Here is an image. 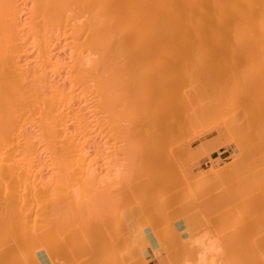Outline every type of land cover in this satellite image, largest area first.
I'll return each mask as SVG.
<instances>
[{
  "label": "bare ground",
  "instance_id": "obj_1",
  "mask_svg": "<svg viewBox=\"0 0 264 264\" xmlns=\"http://www.w3.org/2000/svg\"><path fill=\"white\" fill-rule=\"evenodd\" d=\"M125 63H127L129 65V69H130L129 73L131 72L130 73L131 76H129V77H126V75H125L127 73V71L123 74L124 76H122V73H120L121 69H120V71L117 72V70L119 69V67L117 69V66H122L121 64H123V66H127V65H125ZM127 68H126V70H127ZM209 74L214 75L217 79L216 78L214 79V77H210L212 75H209ZM205 75L207 76L206 78H205ZM229 76H232V78L237 79V80L235 79L238 82V83L236 82V85L238 84L237 86L234 85L235 80L234 79L231 80V78ZM227 77H229L228 79H230V80H228ZM218 79L222 80L223 82L222 81L218 82L219 81ZM212 80L215 81L213 84L218 83V85L215 84L214 86L213 85L211 86V84L213 82ZM224 81H226V82H224ZM229 81L230 82L233 81L234 83L230 84ZM250 81H251V83L254 81L253 82L254 84L252 83L253 86H252V84L248 83ZM210 82H211V84H210ZM226 83L229 84L228 88H226V86H227ZM239 83H241V85H239ZM242 83H244V86H246V87L249 86V87L244 89L245 87H243ZM204 84H205V86H203ZM209 84H210V86H209ZM222 84L225 85V86L223 85V87L226 89H224L225 91L222 90L223 92H221V93L219 92L220 94H218V92H217L218 88H219V91H221L220 87H222ZM186 87L189 89L184 90ZM204 87H206V88L208 87L207 88L208 90ZM209 87H211L210 90H209ZM235 87L237 89L236 90L234 89V91H235L234 92L233 88H235ZM241 87H243V89ZM258 87L260 89L259 94L262 91V93L260 95L258 94V96L260 97L262 94H264V89H262V88H264V0H0V232L5 233V235H7V237L11 239V242L13 243V245L14 244L16 245V248H11V250L12 249L17 250L18 245H21V246H18V250L20 247H23V250H26L29 247H31V250L32 249L37 250V248H39V246L41 245V244H39V246L37 245L39 242L41 243V239L42 238L44 239V236L49 237L48 235H45V234L52 233V236L54 238L50 235L52 237V239H50L51 237L49 238L50 240H47L45 238L46 240L44 241L45 242L44 244L47 245L48 241H50L51 244H53V245H55L57 243L55 245V247L54 246L51 247L52 249H50V247L48 246L50 251L51 250L55 251V248L59 244L61 245V243L63 244V242H65V241L68 242L69 239L66 240L65 234L63 235L62 234L63 232H61V231H63L61 227L63 226L64 223H61V221H63V218L60 220V218H61V216L59 215L60 213H58L57 217H55L56 211L52 208H50V210H49V208L46 210V205L47 204L49 205V203H51V200H52V204H53L54 200L57 201V198L59 201L61 199V195L62 196L66 195V190L68 192V189L73 188L72 189L73 191H71V189H70V191L74 192L75 197L73 195H71L70 196L71 198L70 197L68 198V200H71V202L68 200L67 201L73 204V200L75 199L74 202H76L78 199L77 196L78 195L82 196V194H83L82 197L85 196V200H84L85 202L82 201L83 200L82 197L81 198L79 197V199H82V200L81 201L79 200L76 203L79 202L80 205L76 204V206H75V203L73 204L74 206L69 205L70 203H67V201H63V203H61L62 202V200H61L60 206H64V204H66V206H67V204H68L69 207L67 206L66 209L69 208V209H71V211L73 210L74 207H75L74 209L79 208V209H76L78 212L76 214H78V215H76V214H74V215H76L77 219L79 217L78 220H80L81 222L77 221V220H75V218H73L74 215L70 212V210H69V214H67V212H68L67 210H66V212H65V209H63L64 211L61 210L62 213L64 212L67 214L66 215L67 220H69L68 217H72L75 220L74 222L79 224L78 226L80 228L77 225H75V226H73L74 230H72V232L77 231V228H79V230L77 232H78V234H82L81 235L82 237L80 235H77V232L74 233L75 235L73 234V236H71V237H73V242L76 238H78V239H76L77 241H75L76 243H78L77 247L74 245L76 247L75 250H77V248L80 245H83V247L86 246L85 242L87 241V238H90L89 237L90 235L87 237L88 233L90 234V232H92L93 234L95 233L96 235H94V236H97L98 234H100L97 237H99V236H101V234L103 235L105 233L104 235L107 238V236L110 235L108 233H111L114 229V228H112V226L110 227L109 225L113 224V227H114V225H116V224L111 222V221H114L113 219H111L112 214L109 215L110 219H109V217H106V215L104 217V211H103V216H100V215H102L101 210L105 209L103 207L106 205L102 204L101 208H103V209H101V210L99 209L100 205H101L100 204L101 201L99 203L98 202L96 203L97 199L99 198L98 194H100V191H96V190H98V189H96L98 186L95 188L96 192H93L92 188L90 187L92 183L94 185V178H95L94 176H95L97 170L100 171L98 168H94L93 164L98 165L96 159L98 158V156L99 157L101 156V155H97V157L95 158L94 156H96V155L93 154L94 156L91 157V155H90V152L92 150L91 147H94V149L92 150L93 152L98 151V152H100V154H102L103 152L105 153V151H103V150H102V153L100 150H98L100 145H98L96 143L97 139L101 138L102 139L101 142H103L102 144L104 145V142L106 144L107 143L106 139L108 140L109 137H110L109 139L110 140L112 139L115 143L116 142L115 138L118 141H120L121 139L122 140L125 139V140L121 141V142H125L126 141L125 136H127L128 145H127V147L124 146V148H126L127 151L131 155L134 153L137 156H139V158H138L135 155V158L138 159V161L136 162V165H137L139 163V161L143 160L142 158H140L142 156L137 154V152H138L137 147H139V149H140L142 143H144V142L146 143L147 141H150L151 138H154L151 136L157 135L156 138H154V139H156L155 141L158 143V141H157L158 135H160V137H161V135L166 136L168 134L172 137V135H171V134H173L172 131H174L175 129H179L180 127H185V126H188L190 128L191 124H194L196 122H197V124H198V122L202 123L201 119L208 116L211 112L213 114V111H215L216 107L219 106V105H217L219 99H220L219 102L223 101V104L229 98L230 99H232V98L237 99V102L239 100V103H240V100H244L245 98H247V95L249 94V92L247 90H249L251 92L253 91V93L249 94L248 99L251 95L250 99L255 101L256 98H258V97L256 96L257 93L255 94L254 92H256L257 89L253 90V88H258ZM229 88H232V89H229ZM211 89L212 90L214 89V91H212V92L214 94L216 93L215 95L213 93H212L213 95L211 94ZM228 89H229V93H228ZM206 90L208 91V96L210 95L209 97L207 96V92H205ZM215 90H217V91L215 92ZM209 91H210V94H209ZM231 91H233V92H231ZM244 91L247 94L246 96L244 95V93H245ZM203 93H205L206 97ZM233 93H235V94H233ZM229 95H231V97ZM233 95H235V98ZM254 95L256 97L255 99H253ZM226 97H227V99H226ZM261 97L262 98H258V100L260 99V101L262 103L261 99H264V96H261ZM224 98L226 99L225 101H224ZM228 101L230 102V100H228ZM250 101L248 100L246 102L247 105L251 104ZM254 101H252V102L254 103ZM248 102H250V103H248ZM256 103H260V102L257 101ZM121 104H123L124 107ZM229 104L230 103H228V105ZM118 105L124 109H121V108L119 109ZM242 105H244V104L242 103ZM231 106H233V105L231 104ZM237 106L239 107L238 104H237ZM237 106L235 105V108ZM259 106H261V105H259ZM262 106H264V105H262ZM262 106H261V109H264V107H262ZM228 107L230 108V106H227V108ZM117 108H118V110H117ZM219 108H221V107H219ZM239 108L237 110H239ZM222 109H221V112H223ZM122 110H124V111L127 110V112L123 113L124 111H122ZM228 110L226 109V114L228 113L227 115H229L231 113V112L230 113L227 112ZM237 110H235L236 114H239V111L237 113ZM255 110H257V109H255ZM258 110H259V108H258ZM224 111H225V109H224ZM235 111L233 110V112H235ZM119 112H121V116H125V114L126 115L128 114L127 115L128 118L126 117L127 118L126 122H128V127L123 128V123H121ZM261 112L264 113V111H261ZM218 113H217V117H218ZM252 113H254V112H252ZM262 113L260 114V119H261ZM242 114H243V111H242ZM116 115L119 116L118 119L116 118V117H118ZM239 115H237V116H239ZM252 115L254 116V114H252ZM252 115H251V117H252ZM224 116H222V118ZM244 116H245V114H244ZM244 116L242 115V118L248 117V116H245V117ZM231 117L234 118L233 116H231ZM262 117H264V116H262ZM112 119H116V120H114V122H116L117 120H119V121L117 123H115V125H114V122L112 121ZM262 119H264V118H262ZM111 121H112V123H111ZM223 121L225 122V120H223ZM250 121H252V120H250ZM255 122H256V119H255ZM226 123L229 125L230 122L228 123L227 119H226ZM244 123H246V122H243V124ZM121 124H122V126H121ZM243 124H240V125L237 124L238 125L237 127L242 126ZM245 125H244V127H245ZM255 125H256V123H255ZM259 126H261V125H259ZM177 127H179V128H177ZM188 127H187V129H189ZM254 127H256V126H253V129H254ZM261 127H262V129H264V125H262ZM241 128H243V127H241ZM241 128L239 130L242 131ZM250 128H251V125H250ZM254 130H256V129H254ZM261 130H256V131L260 132ZM251 131H249V132H251ZM178 132H181L180 129ZM246 132H244L243 137L246 136V134H245ZM174 133H176V130L174 131ZM261 133H264V132H261ZM110 135L114 136L113 137L114 139L111 138ZM179 135H177V136H179ZM239 135H240V133H239ZM247 135H248V133H247ZM140 136H145L146 138L141 137V138H143V140L140 139L142 141L141 142V141H139ZM170 136H168V139H166V140H169ZM262 136H264V135H262ZM147 137H150V138L148 139ZM173 137H172V139H170L171 140L170 142L172 144H173L172 141L175 139V138L173 139ZM248 137H251V133H250V136L248 135ZM260 137H261V135H260ZM181 138H182V136H181ZM144 139H146L147 141L146 140L144 141ZM154 139H152V140H154ZM250 139H253V137H251ZM256 140H255V142H259V141L264 140V138H262V140H259V141H256ZM118 141H117V143L119 144ZM160 141H162V138ZM101 142H100V144H101ZM150 142H148V143H150ZM240 142H242V141L240 140ZM157 143H152V142L150 143L151 145H154V146H148L150 144H147V143L145 144L147 148L148 147L154 148V150L148 149V151H150V154L152 152H155V149H156L155 147L159 146V145H157ZM253 143H254V139H253ZM108 144H109V142H108ZM136 144H137V146H136ZM162 144H164V143H162ZM162 144H161V146H162ZM242 144H240V145L242 146ZM112 145H113V143H112ZM138 145H140V146H138ZM145 145L142 146V148H141L142 150H139L140 151L139 154H145V152L147 151V150H145L146 149ZM221 145L215 143L214 148L217 149ZM240 145H238V146H240ZM257 145L261 146V145H264V143L260 144V142H259ZM257 145L255 148H257ZM106 146H108V145L106 144ZM106 146H104L102 149L106 148L108 150V148ZM116 146H118V145H114L113 147H116ZM245 146L246 145H244V147ZM247 146H250V145H247ZM113 147H111V148H113ZM118 147H120V146H118ZM167 147H168V145L166 143V146L164 145V148H167ZM171 147H173V145ZM199 147L200 146H198V150H196V151H197V153L201 154L203 151L202 150L203 148L201 146L202 149H199ZM262 147H264V146H262ZM116 148H114L112 150L118 151V154H117L118 157H119L120 152L122 153V150L124 151V153L127 152L126 149L124 150V148H122V146L120 147L121 150H119V148L118 149H116ZM250 148H251V146H250ZM255 148H253V149H255ZM143 149L145 151L144 153H143ZM161 149H159L160 152H161ZM167 149H169V148H167ZM247 149H249V148H247ZM257 149H259V148H257ZM135 150H137V151H135ZM141 151H142V153H141ZM165 151H164V155H167V150L165 149ZM168 151L171 152L170 150H168ZM189 151H190V149H189ZM261 152H264V150H261ZM106 153H107V151H106ZM173 153H170L171 156ZM183 153H181V154H183ZM248 153H250V152H248ZM96 154H98V153H96ZM107 154L109 156L112 153H110V154L107 153ZM130 154H129V156L127 155L128 158L130 157ZM152 154H155V153H152ZM190 154H192V153H190ZM239 154H240V152H239ZM255 154L256 153H254V155ZM125 155H126V153H125ZM197 155L199 156V154H197ZM262 155H264V154H262ZM108 156H106V157H108ZM120 156H122L120 158L125 157V156H123V154ZM154 156L151 157V160L154 159ZM162 156H163V154H162ZM171 156H170V160H171ZM198 156H196V158ZM101 157H103V156H101ZM110 157H112V156H109L108 159H110ZM168 157H169V155H168ZM193 157L195 158V156H193ZM262 157H264V156H262ZM131 158H129V159H131ZM133 158H134V156H133ZM143 158L145 161L146 157L144 156ZM156 158L157 157L155 156V159ZM99 159H101V158H99ZM99 159H98V161H99ZM104 159L102 161H104ZM125 159L127 160L126 157H125ZM125 159L124 160L122 159L119 161L125 162ZM261 159H264V158H261ZM162 160H165V159L162 158ZM174 160H172V161L175 162ZM243 160H245V159H243ZM102 161H101V163H102ZM108 161H110V160H108ZM113 161L115 162L116 159H114ZM146 161L148 162L147 164H145ZM146 161L140 162L141 164H138V165L142 166L143 168L145 167V166H143V163L146 166L149 163H150V165H152L150 161H148V160H146ZM156 161H157V159L155 161H152V162L156 163ZM167 161L169 162V160H167ZM106 162H107V160L105 159V161L102 163L103 167L105 166V164H107ZM112 162L110 161L109 163H111V164H108V166L106 165L107 168L105 166V169L109 170V168L112 166V170L114 169V171L116 170L117 172H120L119 169L121 170L120 164L122 162L120 164L117 162L119 165H116V163H114V165H113ZM128 163H127V165L130 167L131 166L130 160ZM158 163H159V161H158ZM158 163H156V166H158L157 165ZM165 163H167V162H165ZM102 164L98 165L99 168L101 167ZM183 164H184V161H183ZM239 164H241V163H239ZM261 164H262V162H261ZM163 165H165L166 168L168 167L167 164H163ZM254 165H256V163ZM116 166L118 169H115ZM133 166L134 165H132V168H129L130 172L133 169V172H131V175H133L135 173L138 174L137 171L139 169L135 170L136 172L134 173V168L136 166L135 167H133ZM156 166L154 167L155 169H158L159 167L161 168V166H159L158 168H156ZM169 166H172V165L169 164ZM179 166L180 165H178L177 167L179 168ZM184 166H185V164H184ZM235 166H237V164ZM258 166H260V165H258ZM262 166H264V165H262ZM103 167H102V169H103ZM223 167L224 166H222V169H220V170H222V171H220L222 174L220 176H222L223 179L227 178V180H228L227 174H229V173H227V174L225 173L226 176H224L223 175L224 173H222V172H225L226 170L230 171L231 165H225V167L224 168ZM138 168H139V166H138ZM143 168H142V170H143ZM147 168L148 167H146V169ZM95 169H97V170L95 171ZM150 169H151V167H150ZM170 169H175V167L174 168L170 167ZM262 169H264V168H262ZM262 169H261V172H262ZM142 170H140V171H142ZM154 170H148L147 172L154 171ZM166 170L167 169H165V171ZM114 171H113V174H111L109 172H105L106 174H104V175L107 177L110 174L111 176L114 175V177H115L116 173H114ZM121 171L123 172V169ZM147 172L144 174L148 175L149 173H147ZM156 172H155V175H154V173H152V175H150V176L155 177L157 174H158L157 175L158 177H161L162 174H163V176H167V173L169 172V170H168V172L167 171L165 172L166 175H164L165 173H163L164 170L162 168H161L162 174H159L160 172L159 173L157 172V174H156ZM177 172H178V170H177ZM208 172L209 173H207V175H205L207 177L205 180L209 179L208 180L209 183H210V180L212 182L213 181L216 182L218 180L220 181L219 177L217 176L219 174V168L215 169L214 166H212ZM238 172H240V171H238ZM127 173L129 175V171ZM169 173H171V171ZM257 173L258 172H256V174ZM118 174H120V173H118ZM118 174L116 175L117 177H118ZM137 174H135V175L137 176ZM100 175L98 176V178L103 177V174H102V177H100ZM139 175L137 178L136 177L134 178V176H131V177H133L134 180H132L131 182L128 181L129 184L130 183L132 184L133 181L138 182V180L141 183V181L143 179ZM172 175L175 177L174 174H172ZM172 175H169V177ZM185 175H188V174H185ZM163 176L161 177V180H162ZM128 177H130V176H128ZM139 177L142 180L139 179ZM169 177H167V178H169ZM172 177H170L169 179L163 178V181H165L164 184L166 185V180L168 181V180H171L174 178V177L173 178ZM214 177L215 178L218 177V178H216L218 180H216V179L214 180ZM103 178H102V180H103ZM204 178L205 177L203 176V178H201L199 181L202 182L204 180ZM96 179H95V181H96ZM122 179L125 180V178H122ZM152 179H154V178H150V180H152ZM164 179H166V180H164ZM230 179H231V177H230ZM262 179H264V178H262ZM113 180H115V179H113ZM147 180L149 181V179H147ZM122 181H118V184H119V182L121 184ZM160 181H159V183L163 182V181L162 182H160ZM208 181H207V183H208ZM111 182L113 183V181H111ZM154 182H156V181H154ZM154 182L151 183V181H150V184H152V185L158 184V182L155 184H154ZM174 182H175V180H174ZM203 182H205V181H203ZM212 182H211V185H213ZM226 182L223 181L224 186L226 185ZM236 182H237V180H236ZM98 183H97V185H101L100 184L101 181ZM108 183H109V181H108ZM116 183H117V181L115 182V184ZM216 183H218V182H216ZM220 183H221V181H220ZM120 184H119V186H120ZM123 184H125L124 181H123ZM133 184H134V182H133ZM144 184H147V183L145 181H144V183H142V185L145 187ZM148 184H149V182H148ZM162 184L159 186L163 187ZM178 184H179V182H178ZM198 184H199V182L197 183V185ZM114 185H112V186H114ZM125 185H126V187L125 186L124 187L127 188L128 185L127 184H125ZM200 185L203 186L204 184H199V186ZM211 185L209 188L213 187ZM215 185H217V184H215ZM219 185H221V184H218V187H219ZM105 186H106V184L103 187L105 188ZM108 186H109V184L107 185V187ZM112 186L111 187L109 186V187L112 188ZM115 186L117 187L118 185H115ZM135 186L136 185H134L133 187L136 188ZM143 186H141V184H140V189ZM159 186L156 185L157 188ZM206 186H208V185H206ZM221 186H220V188H221ZM224 186H222V187H224ZM230 186H231V184H230ZM94 187H93V189H94ZM128 187H131V186H128ZM189 187H191V186H189ZM203 187L198 189V190L201 191L204 189V193H205L206 190ZM89 188H90V191H92L94 193V195H96L95 193L98 192L97 199L94 198L95 200H90L91 195L93 197V194L92 193L90 194V191L88 190ZM154 188H155V186H154ZM172 188H173V186H172ZM186 188H187V186H186ZM209 188H208L209 193H211ZM133 189H129V191H128V189L125 190V191H127V194L122 193V196L124 195V197L126 198L127 196H125V195H128V193L130 191H132ZM193 189L194 188H192V190ZM260 189H261V187H260ZM137 190H139V188L138 189L136 188V191ZM155 190H156V188H155ZM188 190H190V189L188 188L187 191ZM192 190H190V192ZM214 190H215V188H214ZM214 190H211V191L214 192ZM249 190H251V189H249ZM64 191H65V193L61 194ZM103 191L101 189L102 194H105V196L108 195L107 192L109 193V190L107 192H106V190H103ZM116 191H117V189H116ZM175 191H177V190H175ZM184 191H186V190L184 189ZM193 191L195 192V190H193ZM226 191H224V192H226ZM228 191H230V190H228ZM132 192L134 193V191H132ZM132 192H130V194H132ZM137 192H139V191H137ZM137 192L134 194H137ZM149 192H151V191H149ZM182 192H183V189H182ZM232 192H234V191H232ZM240 192H241V190H240ZM255 192H256V190H255ZM139 193H141V190ZM152 193H154V192H152ZM176 193H178V192H176ZM184 193H186V192H184ZM200 193L201 192H199V194ZM59 194H61V195H59ZM89 194H90V196H89ZM157 194L161 195L159 192ZM190 194L192 197L193 193H190ZM252 194L254 195V192ZM87 195H88V197L86 198ZM109 195H110V193H109ZM172 195H175V194H172ZM182 195H184V194H182ZM212 195H214V194H212ZM219 195H220V193H219ZM235 195H237V194L235 193ZM240 195H241V193H240ZM55 196H56V198H55ZM99 196H100V198H102V195H99ZM137 196H139V194H137ZM140 196H139V198L136 197V199L138 198L140 200L142 198V197L140 198ZM142 196H144V195H142ZM157 196H156V199H152V200H157ZM226 196H228V194ZM52 197H54V198H52ZM103 197H104V195H103ZM154 197H155V195H154ZM193 197L195 198V196H193ZM212 197H214V196H212ZM66 198H67V195L63 197V200ZM100 198L98 200H100ZM132 198L133 197H131V198L129 197V198H127V200L128 199L132 200ZM231 198H232V196H231ZM231 198H230V194H229V198L227 201H229ZM87 199L89 200V201H87V203H89V207L87 206V203H86ZM105 199H106V197H105ZM105 199H102V200H105ZM115 199H116V197H115ZM168 199H171V198H168ZM180 199H184V198H180ZM189 199L190 198H188V201L190 202ZM214 199H216V198H214ZM152 200L150 202H152ZM162 200H163V194H162ZM162 200L158 199L159 204L157 203L155 206V210H157V212H159L157 205L160 208L161 207L160 201L162 202ZM184 200H187V199L185 198ZM218 200H220V199H218ZM48 201H50V202L48 203ZM109 201H111V203L113 202L112 200H109ZM143 201H144V199H143ZM167 201L165 202V200H164L163 203H165V204L166 203H168V204L172 203V202H169V201L167 202ZM172 201H173V199H172ZM195 201H197V199ZM254 201H255V199H254ZM64 202H66V203H64ZM118 202H120V201L118 200ZM139 202H141V204H142V200ZM58 203L59 202H57L56 204L54 203L53 204L54 207H55V205L57 206ZM125 203H126V201H125ZM134 203H136V202H134ZM177 203H178V201H177ZM206 203H207V201L205 202V204ZM209 203H210V200H209ZM209 203H208V205H209ZM258 203H261V201ZM52 204H50V205H52ZM97 204H100V205H97ZM115 204H116L115 205V207H116L117 203H115ZM196 204L197 203H195V204L192 203V205H194V206ZM199 204H200V202H199ZM112 205H113V206H111V207H113L112 210L115 211L114 202L112 203ZM122 205H125V204H121V207H119V208H121L120 211L122 210ZM138 205H140V203ZM152 205H154V204H152ZM219 205H220V203H218V206ZM262 205H264V204H262ZM71 206H73V207L70 208ZM83 206H85V207H83ZM119 206H120V204H119ZM125 206H127V205H125ZM184 206L182 205V207H184ZM200 206H198V207H200ZM214 206L215 205L210 206V207H214ZM80 207L81 208L87 207L89 209L86 208V209L80 210L81 209ZM131 207L132 206H130L128 210L132 209V212H133V207L132 208ZM145 207L147 208L146 205H145ZM204 207L206 208V205ZM55 208L57 210V207H55ZM123 208H124V206H123ZM137 208L140 209V206L139 207L137 206ZM172 208H173V206H172ZM179 208L181 210V207H179ZM194 208L196 209L197 207H194ZM202 208H200V209H202ZM117 209L115 212L119 211V210L117 211ZM124 209H126V207ZM151 209L152 208H150V210ZM218 209H219V207H218ZM222 209L224 210V208H222ZM48 210L52 214H50ZM51 210H52V212H51ZM83 210H86L83 213L85 214V216H87L89 214L88 215L89 218L90 217L95 218L94 216H96V215L97 216L99 215L98 216L99 219L100 218L102 219V217H104L102 220H99L98 218H95V219L91 218V220L93 219L91 221L89 219L91 223H93V221H94V224H93L94 227L97 225L96 230L98 229V232H99V233L97 232L98 234L96 233V231L94 232V229H93L94 227L92 224H91L92 228L90 230L87 229L88 225H89V221L87 220V217H85L83 215V213L82 214L80 213ZM141 210H143L142 207L138 211L142 212ZM183 210H185L184 215L187 214L186 213L187 210L186 209H183ZM192 210H189V211H192ZM96 211H97V213H95ZM107 211H108V209H107ZM107 211H105V214H107V216H108L109 212L106 213ZM114 211L110 212V213H113V215H114L115 214ZM165 211L167 212L168 210H164V212ZM189 211H187V212H189ZM200 211L203 213L204 209H203V211L202 210H200ZM227 211H229V210L227 209ZM233 211H234V209H233ZM45 212L47 214H49L50 216L54 215L53 212H55L54 218H57V219H58V215H59L60 217L58 219V224H53L54 222L56 223L57 220H55L54 218L52 220V218L50 216H46L47 214L46 215L44 214ZM57 212H58V210H57ZM166 212L163 213V210H160V213H158V215L163 213V215L165 216ZM192 212L194 213V210ZM224 212H225V210H224ZM229 213H224L225 217H226V215L228 216ZM245 213H246V211H245ZM136 214H139V213H136ZM180 214H182L181 211H180ZM70 215H73V216H70ZM80 215H83V217L86 218V220L84 218L83 221L85 220L88 223L87 222L82 223L83 221L81 219L83 217H80ZM222 215H223V213H222ZM114 216H116V215H114ZM138 216L140 217L141 215H138ZM148 216L152 217L154 215H152V213H151V215H148ZM166 216H169V214ZM47 217H49V218L46 221H44ZM120 217H121V215L120 216L118 215V218L114 217L115 221H118L117 219L121 220ZM131 217H129V218H131ZM112 218H113V216H112ZM220 218H221V216H220ZM230 218H228V219H230ZM108 219H109V222L112 224H110V223L108 224ZM228 219H227V221H228ZM262 219H264V218H262ZM50 220L52 221L54 228H56L55 230H59L60 233L58 235L55 233L53 234L54 230L51 231L50 228L48 229L47 224H49ZM67 220H66V222H68V223H66V224H70L69 228H71L72 227L71 225L74 222L72 220H69L70 221V223H69V221H67ZM95 220H97L100 223L98 224V222H96ZM123 220H121V221H123ZM218 220H220V219H218ZM223 221H225V220H223ZM233 221H234V218H233ZM46 222H48V223H46ZM76 223H74V224H76ZM81 223L84 224L83 225L84 227H85V224L87 225V228L85 227L87 230L84 229V227L82 226ZM120 224L121 223H119V225ZM123 224L124 223L121 224L122 228H123V226H125ZM50 227L52 229L51 225H50ZM122 228H120V229H122ZM81 229H84V231H86V233L88 231V233L85 234L87 238L84 236V238L86 240H83L84 239L83 235L85 232L83 231L84 233L83 232L79 233ZM92 229H93V231H92ZM111 229H112V231H111ZM48 230H50L51 232L49 233ZM64 230H66V228ZM107 230H108V233H107ZM115 231L117 232L118 230L115 229ZM122 231H123V229H122ZM54 232H56V231H54ZM64 232L66 233V231H64ZM2 233H0V236L3 235ZM57 233H58V231H57ZM60 234L65 236L64 237L65 241L60 242V241L64 240V239H62L63 237H59V236H61ZM118 234H119V231H118ZM112 235H114V234H111V236ZM74 236H79L80 239H79V237H75V239H74ZM114 236L116 238V235H114ZM114 236H112V237H114ZM67 237H70V236H67ZM97 237L96 238L92 237L94 241L91 240V238H90L87 242H89L91 240L92 243L93 242H94V244L96 243L95 245H97V243L99 241H101L100 243H102V240H100L101 237L98 238L99 240H97ZM105 237H104V239H105ZM56 238H58V239L61 238L62 240L60 239L59 242L57 241L55 243V241L58 240ZM81 238H82V241H79V240H81ZM117 238H119V237H117ZM43 239H42V246L41 247H43V245H44ZM54 239H55V241L53 243L52 240H54ZM112 239H111V241H112ZM71 240H72V238H71ZM71 240L69 243H71ZM109 240H110V238H109ZM109 240H108V242H109ZM114 240L115 239H113V241ZM1 241H2V239H1ZM1 241H0V244H2ZM118 241H119V239H118ZM138 241H139V243H142L140 240H138ZM87 242H86V244H90ZM103 242L104 243H102V244L106 245V243H105L106 240H103ZM115 242H111L110 243L111 246L107 245V246H109V248H111L110 251L112 253L108 251V249H107L108 247H106L105 245H104V247H103V245H101L104 249L101 248L102 250L101 249L99 250V248H100V243H99V247L96 246L97 247L96 249L99 251H97V253H94V257L95 256L97 257L98 254L100 255V254L105 253L104 250H106V249H107L106 251H108L109 254H111V256H116V254L119 250L117 247H119V245L117 244V241H115ZM145 242H146V240L144 241V243ZM5 243H7V241H5ZM34 243L38 246L37 248H36ZM139 243L136 245V247L139 245ZM107 244H109V243H107ZM116 244H117V246H116ZM120 244L123 245L122 243H120ZM146 244H148V243H145V245ZM262 244H264V243H262ZM15 245H14V247H15ZM29 245H31V246H29ZM46 245H44V247ZM67 245H69V244H67ZM95 245H94V247H95ZM112 245L114 248L112 247ZM114 245L116 246V249H115ZM184 245L181 247V249L186 248L187 244L185 245V247H184ZM3 246H4V248H2V249H4V251H5L6 250L5 244H3ZM34 246L36 249L34 248ZM65 246H66V244H65ZM254 246H252V248ZM7 247H10V246L8 245ZM58 247H57V249H58ZM73 247H70L72 249H69L68 246H66V248L71 250V252L74 251ZM120 247H122V246H120ZM124 247L125 246H123V248ZM131 247H130V249H131ZM0 248H1V246H0ZM48 248H45L44 251L47 250ZM82 248L80 247V249H82ZM84 248H86V247H84ZM9 249L10 248H8V250ZM120 249H122V248H120ZM130 249H129V251H130ZM228 249L232 250L230 247H228ZM228 249L225 250V252L223 251V253L226 254L227 253L226 251H228ZM20 250H21V248H20ZM29 250H30V248H29ZM34 250L32 251V253L34 252ZM61 250H63L62 245H61ZM115 250H117V252ZM93 251H95V250H93ZM113 251H114V254H113ZM184 251L186 252L187 250L185 249V250H183V252ZM235 251H238V250H235ZM26 252L30 253L31 251L29 252L28 250H26L25 253ZM47 252H48V250H47ZM120 252H118V253H120ZM28 253H26L27 256H29ZM187 253H188V251H187ZM45 254H46V251H45ZM184 254L186 255V253H184ZM184 254H183V256H184ZM188 254L191 255V253H188ZM194 254L195 253L192 252V255H194ZM231 254H233V252ZM250 254H251V252H250ZM250 254H249V257L252 256V255L250 256ZM252 254L254 255L253 251H252ZM243 255H241V256H243ZM232 256H235V255L233 254ZM237 256H235V257H237ZM254 257H255V255H254ZM254 257H253V260L256 261L255 260L256 258L254 259ZM34 258H35V256H34ZM182 258H184V257H182ZM241 258L242 257H240V260H241ZM243 258H245V257H243ZM247 258H245V259H247ZM179 259H181V258H179ZM192 259L195 260V256ZM237 259H238V257H237ZM169 260H170V258H169ZM172 260H173V257H171L170 261H172ZM249 260H250V258H249ZM174 261L175 260H173L172 262L174 263ZM231 261L232 260H230V262ZM179 262H181V261L179 260ZM246 262H247V260H246ZM260 262L258 264H260ZM241 263L245 264L244 259H243V262H241ZM262 263H264V261H262L261 264ZM142 264H148V263L146 261H144ZM247 264H249V263H247Z\"/></svg>",
  "mask_w": 264,
  "mask_h": 264
},
{
  "label": "rangeland",
  "instance_id": "obj_2",
  "mask_svg": "<svg viewBox=\"0 0 264 264\" xmlns=\"http://www.w3.org/2000/svg\"><path fill=\"white\" fill-rule=\"evenodd\" d=\"M232 55V54H231ZM122 66H117V69H118V67H119V69L117 70V72L118 71H120V69H121V72L120 73H122V76H124L123 74L127 71V73L125 74L126 75V77H129V76H131V72L129 73V71H130V69H129V65L127 64V63H125V65H127V66H123V64H121ZM131 66V65H130ZM127 68V70H126V68ZM131 68V67H130ZM124 71V72H123ZM128 74V75H127ZM130 74V75H129ZM209 75H212V74H209ZM207 76L205 75V78H206ZM210 77H214V79L216 78L214 75H212V76H210ZM209 77V78H210ZM230 78H231V80H235L236 78H232V76H229ZM229 77H227V79L229 78ZM234 77V76H233ZM236 77V76H235ZM211 79V78H210ZM217 79V78H216ZM219 80V79H218ZM217 80V81H218ZM228 80H230V79H228ZM227 80V81H228ZM237 80V79H236ZM235 80V83L232 81V82H230L229 81V83L231 84V83H234V85L235 86H237L236 85V81ZM205 81V80H204ZM209 81V80H208ZM207 81V82H208ZM213 81V80H212ZM220 81H222V80H219L218 82H220ZM215 81H213L212 82V84H211V82H210V84H211V86L213 85H215V84H213ZM223 82V81H222ZM224 82H226V81H224ZM254 82V81H253ZM252 82V83H253ZM206 83V82H205ZM209 83V82H208ZM207 83V84H208ZM238 83V82H237ZM249 84H252L251 83V81L250 82H248ZM210 84H209V86H210ZM225 84V83H224ZM224 84H222V87H220V90L221 91H219V88H218V91L217 90H215V92L217 91L218 92V94H220L221 92H223V91H225L224 89H226V88H228V85L229 84H227V86H226V88H224L223 87V85ZM243 84V87H245L244 89H246L247 87H249V86H244V83H242ZM254 84V83H253ZM253 84H252V86H253ZM216 85H218V83L216 84ZM239 85H241V83H239ZM246 85V84H245ZM248 85V84H247ZM203 86H205V84L203 85ZM208 86V85H207ZM225 86V85H224ZM233 86V85H232ZM230 87V86H229ZM243 87H241L242 89H243ZM204 88H206V87H204ZM208 88V87H207ZM206 88V89H207ZM210 88L211 87H209V90H210ZM216 88V87H215ZM214 88V89H215ZM222 88V89H221ZM261 88V87H260ZM187 89H189V88H185L184 90H187ZM214 89L212 90L211 89V94L213 93L212 91H214ZM229 89H232V88H229ZM229 89H228V93H229ZM234 89L236 90L237 88L235 87V88H233V91H234ZM252 89V88H251ZM250 89V90H251ZM256 90L257 89V91L256 92H254L255 94L257 93V97L258 98H262L261 96H264V94H262L260 97L258 96V94H259V87L258 88H253V90ZM262 89H264V88H262ZM208 90V89H207ZM205 91V92H207V96H208V91ZM223 90V91H222ZM233 91H231V92H233ZM248 92H249V94H251V93H253V91L251 92V91H249V90H247ZM220 92V93H219ZM230 92V93H231ZM235 92V91H234ZM245 92V91H244ZM247 92V93H248ZM261 93H262V91H261ZM260 93V94H261ZM204 95H205V93H203ZM209 94H210V91H209ZM214 94V93H213ZM212 94V95H213ZM216 94V93H215ZM214 94V95H215ZM233 94H235V93H233ZM249 94L247 95L246 94V92L244 93V95L246 96L247 95V98H245L244 100H240V103H239V100H238V102H237V99H228V100H230V102L228 101V100H226L227 99V97H226V99L224 98V104H223V101H220L219 102V100H218V104L217 105H219V106H217L216 107V109H215V111H213V114H212V112L208 115V116H206V117H204V118H202L201 119V121H202V123H200V122H198V124H197V122L196 123H194V124H191L190 125V128L188 127V126H185V127H177V128H179L180 129V131L181 132H178L179 131V129H175L176 130V133H174V131H172V133L174 134H171L172 135V137H173V144L170 142L171 140L170 139H172V137L170 136V135H161V137H160V135H158V143L155 141L156 139H154V138H156V136H151V137H154V138H151V142L152 143H157V145H159L158 147H155L156 149H155V152H152V153H155V154H150V151H148V149L149 150H154V148H150V147H146V143L147 144H150L151 142L150 141H147L146 139H144V141L146 140L147 142L145 143H142V145H141V147H140V149H139V147H137L138 148V152H137V154L138 155H140V156H142V157H140V158H142L143 160H141V161H139V163L138 164H141L140 162H145L146 160H148V161H150L151 162V164L152 165H150V163L146 166V165H144V163H143V166H145L144 168L142 167V166H140V165H136V162L138 161V159H136L135 158V155L136 154H132L133 156H134V158H133V156L127 151V149L126 148H124V146H126L127 147V145H128V141H127V136H125L126 137V143L125 142H121V141H123V140H125V139H119L120 141H118L116 138H115V143H114V141L111 139H109L108 138V140L106 139V141H107V145L108 146H106V144H105V142H104V145L102 144L103 142H101L102 141V139L101 138H98L97 139V144L98 145H100V147H99V149L98 150H100L101 151V153H102V150L103 151H105V153L103 152L102 154H100V152H93L92 150L94 149V147H91V152H90V155H91V157H93L94 155H96V156H94L95 158L97 157V155H101V156H103V157H99L98 156V158L96 159V161H97V163H98V165L99 164H102L104 161H105V159L107 160V164H105V166L107 165L108 166V164H111V163H109L110 161L112 162L114 159H116V161L114 162H112L113 163V165H114V163H116V165H119L121 162L119 161V160H124L125 159V157L127 158V160L125 159V162L122 164H120L121 165V170L123 169V172L119 169V171L120 172H117L116 170L114 171V169L112 170V166L109 168V170H107V169H105V166L103 167V164L101 165V169L99 168V166L96 164V165H94L93 164V167L94 168H98L100 171H98L97 169H95V171L97 170V172H96V174H95V178H94V185H93V183L91 184V188H92V190H93V192H96V191H100V194H98V192L97 193H95L96 195H94V193L92 192V191H90V188L88 189L89 191H90V194L92 193L93 194V197H92V195H91V198H90V200H95L94 198H96L97 199V194H98V197L100 198V196L99 195H102V198H100V200H98L97 199V201H96V203L98 202H100L101 201V205L100 204H97V205H100V210L101 209H103V208H105V209H103V210H101L102 212H101V214L102 215H100V216H103V211H104V217H105V215H106V217H109V215H111V219H113L114 221H111L112 223H115L116 225H114V227H113V224L112 223H110L109 222V219H110V217H109V219H108V224L110 223V224H112V225H109L110 227L112 226V228H114L113 229V231L115 232H113L112 231V229H111V231L113 232H111L110 230V232L111 233H108V230H107V233L108 234H110V235H108L107 236V238L105 237V233L102 235L101 234V236H99V237H97L98 235H100V234H98L99 232H98V229L96 230V227H97V225L94 227V221H93V223H91L90 222V220H91V218H93V217H88V215L87 216H85V214L83 213L84 211H86V210H83L82 212H80L81 214L83 213V215L85 216V217H87V220L89 221V225H88V228H87V225L85 224V227L87 228V229H91L92 227V225H93V229H94V232L96 231V233L98 234L97 236H94V235H96L95 233L93 234L92 232H90V234L88 233V231H87V233H88V235H87V237L89 236L90 238H91V240H93V238L92 237H94V238H96L97 237V240H99L98 238H100V240H102V243H104L103 242V240H106V245L105 244H102V243H100L101 241H99L98 243H97V245H95L94 244V242L92 243L91 242V240L89 241V242H87L90 238H87L86 237V235L85 234H87L86 233V231H84V229H86L83 225L84 224H82V223H84V222H87V221H85L86 220V218L85 217H83V215H80V217H83L81 220L83 221V219L85 218V220L81 223L82 224V226L84 227V229H81L80 230V232L79 233H81V232H83L84 233V235H83V238H84V236L87 238V243H90V244H86V242H85V245L86 246H84V247H86V248H84L83 247V245H80L78 248H77V250H75L76 249V247L78 246L77 244L78 243H76L75 241H77L76 239H78V238H76L75 239V237H79V236H74V242H73V237H71V236H73V234L74 233H76L78 230H79V224H77L76 222H74L75 220H77V221H80V220H78L79 219V217H78V219L76 218V215H78V214H76V213H78L77 212V210L76 209H79V208H76V209H74L73 208V210L71 211V209H66V207L68 206L69 207V205H73L74 203H75V206H76V204H79V202L78 203H76L77 201H81L82 199H79V197L81 198L82 196H83V194H82V196H80V195H78L77 197H78V199H77V201L76 202H74V200H73V204L72 203H70L71 202V200H68V198L71 196V195H73L74 196V192H71V191H73L71 188V191H70V189H68V192H67V190H66V195H67V198L66 199H64L63 200V197L64 196H66V195H64V196H62L61 194H63V193H65V191L64 192H62L61 194H59V195H61V199L58 201V198H57V201L56 200H54V203L56 204L57 202H59L58 203V205L56 206L55 205V207H57V210H58V212H57V210H56V208L54 207V203L52 204V198H54V197H52L50 200H51V203H49L50 201H48V203H49V205L50 204H52V205H48L47 203V205H46V210L49 208V210H50V208H52V209H54L55 211H56V216H55V212H53L54 213V215H49V214H47L46 212L44 213L46 216H50L51 218H52V220H53V218H54V216L55 217H57V214L58 213H60L59 215L61 216V218H60V220L63 218V221H61V223H64L63 224V226L61 227L62 228V230L63 231H61V232H63L62 234L64 235L65 234V236L67 237V236H70V237H65V236H63L62 234H60L61 236H59V237H63L62 239H64V237H65V239L66 240H68V242L67 241H65V239L64 240H62L61 238H56V239H58V240H56L55 241V239L54 240H52L53 241V243H54V241H55V243L58 241H60V239L62 240V241H60V242H63V241H65V242H63V244L61 243V245H62V248H63V250H61V245L58 247V249H57V247L55 248V251L54 250H49V248H48V246L50 247V249H52L51 247H55V245L57 244H55V245H53V244H51V242L50 241H46L47 242V245L46 244H44L45 242V240L47 239V240H50V239H52V233H50L52 230H54V231H56V232H54L53 231V234L55 233V234H59L60 232H59V230H55L56 228H54V225L53 224H58V219H59V215H58V219L57 218H54L55 220H57L56 221V223L54 222L53 224H52V221L50 220V222H49V224H47L48 225V229L50 228V230H48L49 231V233L50 234H45V235H48L49 237H46V236H44V239H43V244L44 245H46L45 247H44V245H43V247H41L42 246V239H41V243L39 242L37 245L39 246V244H41L40 246H39V248H37L38 246L35 244V246H36V248H37V250H34V249H32L31 250V247H29V246H31V245H29L28 247L30 248V250H29V248L28 249H26V250H28L30 253H28V252H26V253H28L29 254V256H27L26 255V253H25V251L26 250H23V247H20L21 248V250H20V248H19V250H18V246H21V245H18L17 246V250H15V249H12L11 250V248H16V245H15V247H14V245H13V243L11 242V239L10 238H8L7 237V235H5V233H2V232H0V233H2L3 235H1L0 236V238L2 239V241H1V239H0V241L2 242V244H0V246H1V248H0V264H142L144 261H146L148 264H152V263H156V264H181V262H182V260H183V258L182 257H184L185 256V254L184 253H186V254H188L189 253V249H188V245H186V243H184L183 241L185 240V237L186 236H195V235H197V234H199V233H201V232H203V231H205V230H209V231H211L212 233H213V235L220 241V245L223 247V250H224V252H225V250H227L228 249V247H230L232 250H229L228 249V251H226L227 253L225 254V253H223V255L222 256H220V257H218L217 259H218V264H243V263H241V262H243V259H244V261H245V264H247V263H249V264H258L260 261L262 262V261H264V244H262V243H264V219H262V218H264V205H262V204H264V179H262V178H264V169H262V168H264V166H262V165H264V159H261V158H264V157H262V156H264V155H262V154H264V152H261V150H264V147H262V146H264V145H257L259 142H260V144H262V143H264V140H262V138H264V136H262V135H264V133H261V132H264V129H262V125H264V119H262V118H264V117H262V116H264V113H262L261 111H264V109H261V106L262 105H264V99H261L262 100V103H261V101H260V99L258 100V98H256L255 97V95H254V98L253 99H255L256 98V100L254 101V100H252V99H250V97H251V95H250V97H249V99H248V96H249ZM259 94V95H260ZM211 95V96H212ZM232 95V94H231ZM231 95H229L230 97H231ZM210 96V95H209ZM208 96V97H209ZM228 96V97H229ZM234 96V98H235V95H233ZM205 97H206V95H205ZM212 99V98H211ZM210 99V100H211ZM251 102V106L250 105H247V101L248 100ZM232 100V101H231ZM247 100V101H246ZM228 101V102H227ZM245 101V102H244ZM252 101H254V103L252 102ZM257 101H259L260 103H256ZM237 102V103H236ZM244 104V105H242V103ZM250 102H248V103H250ZM228 103H230L229 105H228ZM237 106V104L239 105V110H237L238 108L236 107L235 108V105ZM227 104V105H226ZM231 104L234 106H231ZM256 104V105H255ZM122 106H123V104H121ZM222 105V106H221ZM226 105V106H225ZM246 105V106H245ZM254 105V106H253ZM259 105H261V106H259ZM119 106V105H118ZM117 106V107H118ZM225 106V107H224ZM227 106H230V108L228 107L227 108ZM248 106V107H247ZM259 106V107H258ZM124 107V106H123ZM219 107H221V108H219ZM262 107H264V106H262ZM124 109V108H122L121 106H119V109ZM223 108V109H222ZM232 108V109H231ZM258 108H259V110H258ZM221 109H222V111L223 112H221ZM224 109H225V111H224ZM226 109L228 110L227 112H231L229 115H227L226 114ZM250 109V110H249ZM255 109H257V110H255ZM117 110H118V108H117ZM218 110V111H217ZM220 110V111H219ZM233 110L235 111V110H237V113H238V111H239V114H236V111L235 112H233ZM122 111H124V110H122ZM242 111H243V114H242ZM127 112V110L126 111H124L123 113H126ZM216 112V113H215ZM219 112V113H218ZM223 114H221V113ZM252 112H254V113H252ZM258 112V113H257ZM120 113V120H121V123H123V128L125 127H128V122H126L127 120V118H128V114L126 115L125 114V116H121V112H119ZM217 113H218V117H217ZM248 113V114H247ZM262 113V116H261V119H260V114ZM216 114V115H215ZM232 114V115H231ZM234 114V115H233ZM244 114H245V116H248L247 118H242V115L244 116ZM252 114H254V116L252 115ZM225 115V116H224ZM233 116L234 118H232L231 116ZM237 115H239V116H237ZM251 115H252V117H251ZM257 117H256V116ZM259 115V116H258ZM116 116H118V115H116ZM216 116V117H215ZM220 116V117H219ZM222 116H224L226 119H227V122L229 123V125L226 123V119L223 117L222 118ZM229 116V117H228ZM237 116V117H236ZM241 116V117H240ZM244 116V117H245ZM127 117V118H126ZM212 117V118H211ZM241 119H240V118ZM254 117V118H253ZM117 119L119 118V116L118 117H116ZM207 118V119H206ZM222 118V119H221ZM231 120H230V119ZM250 120H252V121H250ZM125 119V120H124ZM218 119V120H217ZM255 119H256V122H255ZM114 120H116V119H112V121L114 122ZM223 120H225V122L223 121ZM261 120V121H260ZM112 121H111V123H112ZM119 120H117L116 122H114V125H115V123H117ZM124 121V122H123ZM234 123H233V122ZM242 123H241V122ZM236 122V123H235ZM238 122V123H237ZM243 122H246V123H244L243 124ZM251 122V123H250ZM125 123V124H124ZM233 123V124H232ZM255 123H256V125H255ZM261 123V124H260ZM127 124V125H126ZM232 124V125H231ZM240 125V124H243L242 126H239L240 128L241 127H243V128H241L242 129V131L241 130H239L240 128L239 127H237L238 125ZM246 124V125H245ZM113 125V124H112ZM195 125V126H194ZM200 125V126H199ZM244 125H245V127H244ZM248 125V126H247ZM250 125H251V128H250ZM259 125H261V126H259ZM121 126H122V124H121ZM230 126V127H229ZM232 126V127H231ZM236 126V127H235ZM253 126H256V127H254V129H256V130H261L260 132L259 131H256V130H254L253 129ZM187 127L189 128V129H187ZM182 128V129H181ZM245 128V129H244ZM184 129V130H183ZM253 129V130H252ZM178 130V131H177ZM237 130V131H236ZM239 130V131H238ZM244 130V131H243ZM248 130V131H247ZM252 130V131H251ZM185 131V132H184ZM188 131V132H187ZM241 131V132H240ZM247 131V132H246ZM249 131H251V132H249ZM183 132V133H182ZM244 132H246L245 134H246V138L245 137H243L244 136ZM239 133H240V135H239ZM247 133H248V135L250 136V133H251V137H253V139H254V143H253V139H250L251 137H248V135H247ZM180 134V135H179ZM254 134V135H253ZM177 135H179V136H177ZM237 135V136H236ZM260 135H261V137H260ZM111 136V138H113L114 136H112V135H110ZM168 136H170L169 137V140H166V139H168ZM181 136H182V138H181ZM240 136V137H239ZM141 137H143V138H146L145 136H140L139 137V141H141V140H143V138H141ZM160 137V138H159ZM167 137V138H166ZM148 139L150 138V137H147ZM161 138H162V141H160L161 140ZM244 138V139H243ZM249 138V139H248ZM257 140H256V139ZM114 139V138H113ZM141 139V140H140ZM152 139H154V140H152ZM247 139V140H246ZM104 140V139H103ZM110 140V141H109ZM164 140V141H163ZM240 140L242 141V142H240ZM255 140L256 141H259V140H262V141H259V142H255ZM117 141L119 142V144L117 143ZM130 141V140H129ZM138 141V142H139ZM155 141V142H154ZM238 141V142H237ZM99 142V143H98ZM100 142H101V144H100ZM108 142H109V144H108ZM142 142V141H141ZM148 142H150V143H148ZM167 143V145H168V147L167 148H169V149H167V148H164V145L166 146V143ZM217 143V144H222L220 147H218L217 149L216 148H214V146H215V143ZM240 142V143H239ZM111 143V144H110ZM112 143H113V145H112ZM117 143V144H116ZM122 143V144H121ZM125 143V144H124ZM140 143V142H139ZM162 143H164V144H162ZM239 143V144H238ZM243 143V144H242ZM247 143V144H246ZM251 143V144H250ZM256 143V144H255ZM141 144V143H140ZM161 144H162V146H161ZM171 144V145H170ZM225 144V145H224ZM240 144H242V146L240 145ZM111 145V146H110ZM114 145H118V146H122V148H124V150L126 149V151L127 152H125L126 153V155H125V153H124V151L122 150V153L120 152V154H119V157L117 156V154H118V151H116V150H112V149H114V148H116V149H118L119 148V150H121L120 149V147H118V146H116V147H113ZM145 145V147H146V149L145 150H147L146 152L148 153H146L145 151H144V149H143V153L145 152V154H139L140 153V151L139 150H142L141 148H142V146H144ZM173 145V147H171ZM238 145H240V146H238ZM244 145H246L245 147H244ZM247 145H250L251 146V148H250V146H247ZM256 145H257V148H259V149H257V148H255L256 147ZM104 146H106L107 148H108V150L106 149V148H104V149H102ZM136 146H137V144H136ZM135 146V147H136ZM138 146H140V145H138ZM148 146H154V145H148ZM156 146V145H155ZM176 148H175V147ZM198 146H200L199 147V149H202L201 151H202V153L200 154V153H197V151L196 150H198ZM201 146H202V148H201ZM253 146V147H252ZM111 147H113V148H111ZM240 147V148H239ZM262 147V148H261ZM111 148V149H110ZM136 148V149H137ZM144 148V147H143ZM164 148V149H163ZM182 150H180V149ZM188 148V149H187ZM245 148V149H244ZM247 148H249V149H247ZM253 148H255V149H253ZM261 148V149H260ZM159 149H161V152H160V150ZM165 149L167 150V155H164V151H165ZM178 149V150H177ZM189 149H190V151H189ZM194 149V150H193ZM219 149H225L226 150V152L224 153V156L226 157L225 159H220L219 157H217L215 160H212L211 158H210V154L212 153V152H217ZM110 150V151H109ZM163 150V151H162ZM168 150H170L171 152H169ZM106 151H107V153H112V154H110L109 156H112V157H110V159H108V154L106 153ZM135 151H137V150H135ZM196 151V152H195ZM200 151V150H199ZM198 151V152H199ZM243 151V152H242ZM93 152V153H92ZM163 152V153H162ZM166 152V151H165ZM169 152V153H168ZM174 152V153H173ZM184 152V153H183ZM239 152H240V154H239ZM246 152V153H245ZM248 152H250V153H248ZM258 152V153H257ZM262 154H261V153ZM92 153V154H91ZM96 153H98V154H96ZM141 153H142V151H141ZM170 153H173L172 154V156H171V154ZM181 153H183V154H181ZM190 153H192V154H190ZM199 154V156L197 155V154ZM244 153V154H243ZM252 153V154H251ZM254 153H256L255 155H254ZM94 154V155H93ZM107 154V155H106ZM115 154V155H114ZM123 154V156H125V157H123V158H120V157H122V156H120V155H122ZM129 154H130V157L129 158H131V159H129L128 157H127V155L129 156ZM157 154V155H156ZM162 154H163V156H162ZM175 154V155H174ZM196 154V155H195ZM239 154V155H238ZM150 155V156H149ZM157 157L156 159H157V161H156V163H158V161H159V163L157 164L158 166H156V163H154V162H152V161H155L156 159H155V156ZM168 155H169V157H168ZM193 157V156H195V158L193 157H191V156ZM254 155V156H253ZM106 156H108V157H105ZM137 156V155H136ZM146 157L145 159V161H144V158L143 157ZM152 156H154V159H152L151 160V157ZM161 156V157H160ZM170 156H171V160H170ZM177 156V157H176ZM181 156V157H180ZM196 156H198L197 158H196ZM242 156V157H241ZM116 157V158H115ZM138 158H139V156H137ZM150 157V158H149ZM166 157V158H165ZM175 159H173V158ZM204 157H207L208 159H209V162H210V164H211V166H210V168L207 170V171H199L198 170V162L202 159V158H204ZM246 157V158H245ZM250 157V158H249ZM258 157V158H257ZM99 158H101V159H99ZM104 159V161H102L103 159ZM120 158V159H119ZM162 158L163 159H165V160H162ZM242 158V159H241ZM98 159H99V161H98ZM119 159V160H118ZM150 159V160H149ZM162 161H161V160ZM182 159V160H181ZM243 159H245V160H243ZM108 160H110V161H108ZM129 160H130V162H131V166L129 167L128 165H127V163L129 162ZM167 160H169V162L167 161ZM172 160H174L175 162H173ZM241 160V161H240ZM243 160V161H242ZM250 160V161H249ZM101 161H102V163H101ZM183 161H184V164H185V166H184V164H183ZM258 161V162H257ZM100 162V163H99ZM119 164H118V163ZM127 162V163H126ZM165 162H167V163H165ZM171 162V163H170ZM181 162V163H180ZM244 162V163H243ZM261 162H262V164H261ZM148 162L146 161V163L145 164H147ZM161 163V164H160ZM235 163V164H234ZM239 163H241V164H239ZM252 163V164H251ZM256 163V165H254ZM129 164V163H128ZM163 164H167V168H166V166L165 165H163ZM169 164L170 165H172V166H169ZM218 164V165H217ZM237 164V166H235ZM132 165H134L133 167H135L134 168V173L136 172L135 170H137V169H139L137 172H138V174L137 173H135V174H137V176L135 175V174H133V175H131V172H133V169L131 170V172H130V169L129 168H132ZM156 166V168H158L159 166H161V168L164 170V172L163 173H165L166 171L168 172V170H169V172L171 171V173H167V176H163V174H162V172H161V168L159 169H155L154 167ZM178 165H180L179 166V168L177 167ZM182 165V166H181ZM225 165H231V167H230V169L232 170H226L225 172H222V173H224L223 175L224 176H226V174L227 173H229V174H227V177H228V180H227V178H225V179H223L222 178V176H220V175H222L221 174V172L220 171H222V170H220V169H222V166H224L225 167ZM234 165V166H233ZM258 165H260V166H258ZM98 166V167H97ZM107 166H106V168H107ZM138 166H139V168H138ZM151 167V169H150V167ZM212 166H214V168L215 169H218L219 168V174L217 175L218 177H219V179H220V181H221V183H220V181L218 180V179H216V178H218V177H214V180L216 179V180H218V181H216V182H218V183H216L215 181H211L210 180V183H209V179L208 180H205L207 177L205 176V175H207V173H209L208 171L211 169V167ZM219 166V167H218ZM247 168H246V167ZM251 166V167H250ZM102 167H103V169H102ZM123 167V168H122ZM128 167V168H127ZM146 167H148L147 169H146ZM170 167L171 168H174L175 167V169H170ZM223 167V168H224ZM236 167V168H235ZM245 167V168H244ZM260 167V168H259ZM127 168V169H126ZM142 168H143V170H142ZM249 168V169H248ZM258 168V169H257ZM115 169H118L117 168V166H116V168ZM155 169V170H154ZM165 169H167L166 171H165ZM182 169V170H181ZM238 169V170H237ZM244 169V170H243ZM261 169H262V172H261ZM140 170H142V171H140ZM148 170H154V171H149V172H147ZM177 170H178V172H177ZM184 170V171H183ZM249 170V171H248ZM258 170V171H257ZM103 173H102V172ZM113 171H114V173H116V175L118 174V173H120V174H118V177L115 175V177H114V175H108L107 177L104 175V174H106L105 172H109V173H111V174H113ZM125 171V172H124ZM129 171V175H128V172ZM140 171V172H139ZM145 171V172H144ZM159 173V174H162L161 175V177L163 176V178H166V179H169L170 177H172L173 175L172 174H174L175 175V177L173 178V179H171V180H166V179H164V180H166V185L164 184V182L165 181H163V178H162V180H161V177H158L157 175V172ZM177 173H176V172ZM228 171V172H227ZM237 171V172H236ZM238 171H240V172H238ZM149 173L148 175L147 174H144V173ZM151 172V173H150ZM155 172H156V176L155 177H151L150 175H152V173H154V175H155ZM174 172V173H173ZM181 174H180V173ZM186 172V173H185ZM189 172V173H188ZM235 172V173H234ZM256 172H258L257 174H256ZM188 174V175H185V174ZM226 173V174H225ZM98 174V175H97ZM101 174V175H100ZM102 174H103V177L105 178H103L102 177ZM127 174V175H126ZM140 174V175H139ZM180 174V175H179ZM240 174V175H239ZM262 174V175H261ZM100 175V177H102L103 178V180H102V178H98V176ZM122 175V176H121ZM135 175V176H134ZM138 175L139 176H141L142 177V179L139 177V179H141L142 181H141V183L139 182V180H138V182L137 181H133L134 182V184H133V182H132V184L130 183L129 184V182L128 181H132V180H134L133 179V177H131V176H134V178L136 177H138ZM164 175H166V173L164 174ZM169 175H172V176H170L169 177ZM121 176V177H120ZM128 176H130V177H128ZM160 176V175H159ZM184 176V177H183ZM203 176L205 177L204 178V180L203 181H205V182H201V181H199L201 178H203ZM258 176V177H257ZM167 177H169V178H167ZM230 177H231V179H230ZM97 178V179H96ZM122 178H125V180L124 179H122ZM150 178H154V179H152V180H150ZM160 178V179H159ZM180 178V179H179ZM185 178V179H184ZM222 178V179H221ZM262 180H261V179ZM95 179H96V181H95ZM113 179H117L116 181H117V183L115 184V180H113ZM147 179H149V181L147 180ZM178 179V180H177ZM211 179V178H210ZM213 179V178H212ZM107 180V181H106ZM113 181V183L115 184V185H118L117 187L111 182V181ZM124 181V183L125 184H129L128 186H131V187H128L127 186V188H125L126 187V185L125 184H123V181ZM158 180V181H157ZM161 180V181H160ZM174 180H175V182H174ZM180 180V181H179ZM236 180H237V182H236ZM241 180V181H240ZM101 181V185H97V183L98 182H100ZM108 181H109V183H108ZM118 181H122V183L120 184V182H119V184H120V186H119V184H118ZM144 181L147 183V184H144L145 185V187L142 185V183H144ZM150 181H151V183L152 182H154V181H156V182H154V184L155 183H157L158 182V184H155V185H152V184H150ZM159 181L160 182H162V183H159ZM207 181H208V183H207ZM223 181H227L226 182V185L224 186V183H223ZM148 182H149V184H148ZM178 182H179V184H178ZM199 182V184H204L203 186L202 185H200L199 186V184L197 185V183ZM211 182L213 183V185H211ZM239 182V183H238ZM244 182V183H243ZM140 183L141 184V186H143V187H141V189H140V184L138 185V184ZM173 183V184H172ZM207 183V184H206ZM236 185H235V184ZM243 183V184H242ZM253 183V184H252ZM99 184V183H98ZM106 184V186H105V188L103 187L104 185ZM109 184V186L111 187L112 185H114V186H112V188H110L109 186L107 187V185ZM163 185V187L161 186H159V185ZM171 184V185H170ZM177 184V185H176ZM215 184H217V185H215ZM218 184H221L222 186H224V187H222L221 185H219V187H218ZM229 184V185H228ZM230 184H231V186H230ZM234 184V185H233ZM247 184V185H246ZM259 184V185H258ZM96 185V186H95ZM103 185V186H102ZM123 185V186H122ZM134 185H136L135 187L138 189L139 188V190H137V191H139L140 192V190H141V193H139V192H137L136 191V188H134L133 186ZM156 185H158L159 187V189L156 187ZM197 185V186H196ZM206 185H208V186H206ZM210 185L211 186H213L214 188H215V190H214V188L213 187H211V188H209L210 187ZM94 187V189H93V187ZM98 186V187H97ZM125 186V187H124ZM154 186H155V188H156V190H155V188H154ZM172 186H173V188H172ZM186 186H187V188H186ZM189 186H191L192 188H194L193 190H195V192L192 190V188L191 187H189ZM194 186V187H193ZM220 186H221V188L224 190V191H226V192H224L221 188H220ZM238 186V187H237ZM248 186V187H247ZM250 186V187H249ZM255 186V187H254ZM97 187V188H96ZM101 187V188H100ZM178 189H177V188ZM198 187V188H197ZM205 188V193H204V189L203 190H198V189H200V188ZM237 189H236V188ZM260 187H261V189H260ZM95 188L96 189H98V190H96L95 191ZM107 188V189H106ZM114 188V189H113ZM135 190H134V189ZM143 188V189H142ZM147 188V189H146ZM190 189V190H192L191 192H190V190H188L187 191V189ZM208 188L210 189V192L211 193H209V190H208ZM213 188V189H212ZM219 188V189H218ZM227 188V189H226ZM256 188V189H255ZM258 188V189H257ZM101 189H102V191L103 190H106V192L109 190V193H110V195H109V193L107 192V194L109 195H106L105 196V194H102V192H101ZM116 189H117V191H116ZM128 189V191H129V189H133L132 191H134V193H136L137 192V194H139V196H140V200L138 199L139 198V196H137V194H134L132 191H130V192H132V194H130V192L128 193V195H125V196H127L126 198L124 197V195L122 196V193L124 194H127V191H125V190H127ZM158 189V190H157ZM180 189V190H179ZM182 189H183V192H182ZM184 189L186 190V191H184ZM232 189V190H231ZM249 189H251V190H249ZM256 190V192H255V190ZM112 190V191H111ZM144 190V191H143ZM175 190H177V191H175ZM211 190H214V192L213 191H211ZM222 190V191H221ZM228 190H230V191H228ZM240 190H241V192H240ZM88 191V192H89ZM115 191V192H114ZM149 191H151V192H149ZM157 191V192H156ZM232 191H234L237 195H235V193L234 192H232ZM244 191V192H243ZM104 192V191H103ZM105 192V193H106ZM117 192V193H116ZM148 192V193H147ZM152 192H154V193H152ZM160 193L161 195H158L157 193ZM176 192H178V193H176ZM184 192H186V193H184ZM198 192V193H197ZM199 192H201L200 194H199ZM220 193V195H219V193ZM231 192V193H230ZM250 192V193H249ZM254 192V195L252 194ZM114 193V194H113ZM144 193V194H143ZM175 194V195H172V194ZM190 193H193L192 194V197L193 196H195V198L193 197H191V194ZM208 193V194H207ZM218 193V194H217ZM240 193H241V195H240ZM69 194V195H68ZM90 194H89V196H90ZM113 194V195H112ZM117 196H116V195ZM131 196H130V195ZM150 194V195H149ZM162 194H163V200H162ZM167 194V195H166ZM171 194V195H170ZM182 194H184V195H182ZM212 194H214V195H212ZM228 194V196H226ZM229 194H230V198H231V196H232V198L229 200V201H227L228 200V198H229ZM233 194V195H232ZM103 195H104V197H103ZM122 197H121V196ZM135 195V196H134ZM142 195H144V196H142ZM146 195V196H145ZM154 195H155V197H154ZM158 195V196H157ZM186 195V196H185ZM223 195V196H222ZM243 195V196H242ZM72 196V197H73ZM108 196V197H107ZM156 196H157V200H152V199H156ZM160 196V197H159ZM168 196V197H167ZM171 196V197H170ZM212 196H214V197H212ZM216 196V197H215ZM237 196V197H236ZM59 197V196H58ZM75 197V196H74ZM76 197V198H77ZM88 197V195L86 196V198ZM105 197H106V199H105ZM115 197H116V199H115ZM131 198V197H133L132 198V200L130 199H128L127 200V198ZM136 197H138L137 199L139 200V201H141L142 200V204H141V202H139L137 199H136ZM145 197V198H144ZM150 197V198H149ZM159 197V198H158ZM177 197V198H176ZM190 198L189 200H190V202L188 201V198ZM211 197V198H210ZM225 197V198H224ZM55 198H56V196H55ZM71 198V197H70ZM83 198V202H85L84 200H85V196L84 197H82ZM166 198V199H165ZM168 198H171V199H168ZM175 198V199H174ZM179 198V199H178ZM180 198H186L187 200H184V199H180ZM193 200H192V199ZM214 198H216V199H214ZM102 199H105V200H102ZM112 200L113 202H114V207H115V203H117V206L115 207V211H116V209H117V211L119 210L120 211V209L121 208H119V207H121V204H125V205H127V206H125V205H122V210L118 213V212H115L114 210H112L113 209V207H111V206H113L112 205V203H111V201H109V200ZM121 199V200H120ZM126 199V200H125ZM143 199H144V201H143ZM158 199L159 200H162V202L160 201V208H159V206L157 205V208H158V211L159 212H157V210H155V206H156V204L158 203L159 204V202H158ZM172 199H173V201H172ZM177 199V200H176ZM197 199V201H195ZM208 199V200H207ZM218 199H220V200H218ZM225 199V200H224ZM254 199H255V201H254ZM257 199V200H256ZM61 200H62V202H61ZM70 201V202H68V201ZM118 200L120 201V202H118ZM136 200V201H135ZM152 200V202H150ZM165 200V202L168 200L169 202H172V203H163V201ZM209 200H210V203H209ZM212 200V201H211ZM218 200V201H217ZM232 200V201H231ZM259 200V201H258ZM63 201H67V203H70L69 205L67 204V206H66V204H64V206H60L61 204H60V202L61 203H63ZM87 201H89L88 199L86 200V203H87ZM105 201V202H104ZM108 201V202H107ZM123 203H122V202ZM125 201H126V203H125ZM138 201V202H137ZM147 201V202H146ZM167 201V202H168ZM175 201V202H174ZM177 201H178V203H177ZM188 201V202H187ZM207 201V203L205 204V202ZM217 201V202H216ZM261 201V203H258V202H260ZM82 202V203H83ZM107 202V203H106ZM134 202H136V203H134ZM156 202V203H155ZM199 202H200V204H199ZM213 202V203H212ZM215 202V203H214ZM224 202V203H223ZM230 202V203H229ZM255 202V203H254ZM257 202V203H256ZM64 203H66V202H64ZM111 205H110V204ZM140 203V205H138ZM148 203V204H147ZM188 203V204H187ZM192 203L193 204H195V203H197L195 206L194 205H192ZM208 203H209V205H208ZM218 203H220V205L218 206ZM102 204H104V205H106V206H104L103 208H101L102 207ZM119 204H120V206H119ZM135 204V205H134ZM147 206V208L145 207V205ZM152 204H154V205H152ZM164 204V205H163ZM187 204V205H186ZM80 205V204H79ZM85 205V204H84ZM110 205V206H109ZM132 206L133 207V212H132V209H130V210H128L129 209V207L130 206ZM134 205V206H133ZM182 205L184 206V207H182ZM192 205V206H191ZM200 206V207H198V206ZM206 205V208L204 207ZM213 205H215L214 207H210V206H213ZM225 205V206H224ZM54 208H53V207ZM74 206V205H73ZM73 206H71L70 208H72ZM78 206V205H77ZM87 206L89 207V203H87ZM123 206H124V208L126 207V209H124L123 208ZM137 206L139 207L140 206V209H141V207L143 208V210H141L142 212H140V211H138V210H140V209H138L137 208ZM172 206H173V208H172ZM189 206V207H188ZM197 207L196 209L194 208V207ZM235 206V207H234ZM65 207V208H64ZM83 207H85V206H83ZM81 208L80 210H82V209H86V208ZM131 207V208H132ZM145 207V208H144ZM149 207V208H148ZM179 207H181V210H180V208ZM210 207V208H209ZM217 207V208H216ZM218 207H219V209H218ZM226 207V208H225ZM232 207V208H231ZM241 207V208H240ZM150 208H152L151 210H150ZM172 208V209H171ZM189 208V209H188ZM191 208V209H190ZM199 208V209H198ZM200 208H202V209H200ZM213 208V209H212ZM222 208H224V210H225V212H224V210L222 209ZM60 209V210H59ZM63 209H65V212H66V210L68 211L67 212V214H69V210H70V212L74 215V214H76V215H70V216H73V218H75V220L72 218V217H68V219L69 220H72L74 223H76V224H74L73 222V224L71 225L72 227V229L71 228H69L70 227V224H66V223H68V222H66V220H67V217H66V213H62L61 212V210H63ZM87 209H89V208H87ZM98 209V210H99ZM107 209H108V211H107ZM183 209H186L187 211H189V210H194V213L192 212V211H189V212H187L186 211V213L187 214H185L184 215V213H185V210H183ZM203 209H204V211H203ZM227 209L229 210V211H227ZM233 209H234V211H233ZM238 209V210H237ZM249 209V210H248ZM48 210V211H49ZM53 210V211H54ZM76 210V211H75ZM99 210V211H100ZM160 210H163V213H165L164 212V210H168L167 212H166V214H165V216L163 215V213H161V214H159L158 215V213H160ZM177 210V211H176ZM183 210V211H182ZM198 210V211H197ZM200 210H202L203 211V213L200 211ZM213 210V211H212ZM219 210V211H218ZM47 211V212H48ZM64 211V210H63ZM105 211H107L106 213H108L109 212V214H108V216H107V214H105ZM114 211V215H116V216H114L113 215V213H110V212H113ZM132 213H131V212ZM147 211V212H146ZM149 211V212H148ZM151 211V212H150ZM173 211V212H172ZM179 211V212H178ZM180 211H181V213L182 214H180ZM216 211V212H215ZM245 211H246V213H245ZM248 211V212H247ZM51 212H52V210H51ZM75 212V213H74ZM125 212V213H124ZM213 212V213H212ZM220 212V213H219ZM223 213V215H222V213ZM232 214H230V213ZM49 213H50V211H49ZM95 213H97V211L95 212ZM118 213V214H117ZM121 213V214H120ZM136 213H139V214H136ZM150 213V214H149ZM151 213H152V215H154V216H152V217H150V216H148V215H151ZM224 213H229L228 214V216L226 215V217H225V215H224ZM249 213V214H248ZM50 214H52V213H50ZM65 214V215H64ZM143 214V215H142ZM147 214V215H146ZM169 214V216H166V215H168ZM173 214V215H172ZM236 216H235V215ZM247 214V215H246ZM91 215V214H90ZM118 215L120 216L121 215V217H120V219L121 220H123V221H121V220H119V219H117L118 221H115V218H118ZM138 215H141L140 217L137 216ZM162 215V216H161ZM53 216V217H52ZM99 216V215H98ZM98 216L96 215V216H94L95 218H98ZM112 216H113V218H112ZM132 216V217H131ZM148 216V217H147ZM220 216H221V218H220ZM223 216V217H222ZM45 217V216H44ZM104 217H102V219L104 218ZM115 217V218H114ZM129 217H131V218H129ZM144 217V218H143ZM219 217V218H218ZM230 218V219H228V218ZM49 217H47L44 221H46L47 219H48ZM66 220H65V219ZM95 218H93V219H95ZM123 218V219H122ZM220 219V220H218V219ZM223 218V219H222ZM233 218H234V221H233ZM90 219V220H89ZM92 219V220H93ZM99 219V218H98ZM101 218L99 219V220H102ZM106 219V218H105ZM127 221H126V220ZM227 219H228V221H227ZM238 219V220H237ZM59 220V221H60ZM69 220H67V221H69ZM91 220V221H92ZM107 220V219H106ZM223 220H225V221H223ZM230 220V221H229ZM96 222H98L97 220H95ZM121 221V222H120ZM125 221V222H124ZM239 221V222H238ZM81 222V221H80ZM124 223L123 225H125V226H123V228H122V225L120 226L119 225V223ZM46 223H48V222H46ZM45 223V224H46ZM69 223H70V221H69ZM79 223V222H78ZM88 223V222H87ZM100 222H98V224H99ZM60 224V223H59ZM92 224V225H91ZM238 224V225H237ZM50 225L52 226V229H51V227H50ZM75 225H77L79 228H77V231H75V232H72V230H74L73 229V226H75ZM68 226V227H67ZM108 226V225H107ZM118 226V227H117ZM120 226V227H119ZM64 227V228H63ZM82 227V228H83ZM109 227V228H110ZM54 228V229H53ZM59 228V227H58ZM66 228V230H64ZM69 228V229H68ZM75 228V227H74ZM120 228H122L123 229V231H122V229H119ZM241 228V229H240ZM71 229V230H70ZM86 229V230H87ZM93 229H92V231H93ZM115 229L116 230H118L119 231V234H118V231L116 232L115 231ZM68 230V231H67ZM57 231H58V233H57ZM64 231H66V233L64 232ZM71 233H70V232ZM122 231V232H121ZM240 231V232H239ZM92 233V234H91ZM106 233V234H107ZM118 235H117V234ZM111 234H114V235H116V238H115V236L114 235H112V236H114V237H112L111 236ZM5 235V236H4ZM52 237H51V236ZM75 235V234H74ZM77 235H82V234H78V232H77ZM5 238H4V237ZM113 238V239H115L114 241H113V239L111 238V237ZM51 237V238H50ZM58 237V236H57ZM82 237V236H81ZM104 237H105V239H104ZM117 237H119V238H117ZM46 238V239H45ZM50 238V239H49ZM54 238V237H53ZM71 238H72V240H71ZM109 238H110V240H109ZM9 239V240H8ZM79 239H80V237H79ZM111 239H112V241H111ZM118 239H119V241H118ZM70 240H71V243H69L70 242ZM83 240H86L85 238L83 239ZM96 240V241H97ZM108 240H109V242H108ZM138 240H140L142 243H139V241ZM146 240V242L145 243H148V244H146L145 245V243H144V241ZM5 241H7V243H5ZM79 241H82V238H81V240H79ZM94 241V240H93ZM115 241H117V244L119 245V247H117L118 249V252H120V253H118L117 252V250H115L116 252H117V254H116V256H111V254H109V252H111L110 251V249L111 248H109V246H107V245H110V243L111 242H115ZM121 241V242H120ZM10 242V243H9ZM73 242V243H72ZM136 244H135V243ZM75 243V244H74ZM99 243H100V248H99V250L102 248V249H104L103 247H104V245L106 246V247H108L107 249H108V251H106V250H104L105 251V253H103V254H98L97 255V257L95 256L94 257V253H97V251H99V250H97L96 248L97 247H99ZM107 243H109V244H107ZM116 243V242H115ZM120 243H122L123 245H121ZM134 243V244H133ZM139 243V245L136 247V245ZM3 244H5V251H4V249H2V248H4V246H3ZM52 246H51V245ZM65 244H66V246H68V248L69 249H72V248H70V247H73L74 245L76 246H74L73 248H74V251H72L71 252V250H69L68 248H66V246H65ZM67 244H69V245H67ZM113 244V243H112ZM117 244H116V246H117ZM186 245V248H183V249H181V247L183 246V245ZM260 244V245H259ZM262 244V245H261ZM9 245L10 247H7V246ZM12 245V246H11ZM94 245H95V247H94ZM101 245H103V247L101 246ZM185 245H184V247H185ZM255 245V246H254ZM23 246V245H22ZM33 246V245H32ZM35 246H34V248H35ZM97 246V247H96ZM111 246V245H110ZM115 246V245H114ZM116 246H115V249H116ZM120 246H122V247H120ZM123 246H125L124 248H123ZM132 246V247H131ZM252 246H254L253 248H252ZM26 247V246H25ZM41 247V248H40ZM80 247L82 248V249H80ZM94 247V248H93ZM112 247H113V245H112ZM128 247V248H127ZM130 247H131V249H130ZM226 247V248H225ZM235 247V248H234ZM237 247V248H236ZM247 247V248H246ZM8 248H10L9 250H8ZM27 248V247H26ZM35 248V249H36ZM45 248H48L47 250H48V252H47V250H45L46 251V254H45V251H44V249ZM66 248V249H65ZM114 248V247H113ZM120 248H122V249H120ZM234 248V249H233ZM25 249V248H24ZM54 249V248H53ZM101 249V250H102ZM129 249H130V251H129ZM136 249V250H135ZM181 249V250H180ZM187 250L188 251V253H187V251L185 252H183V250ZM249 249V250H248ZM255 249V250H254ZM262 249V250H261ZM34 250V252L32 253V251ZM68 250V251H67ZM93 250H95V251H93ZM114 250V249H113ZM234 250V251H233ZM235 250H238V251H235ZM241 250V251H240ZM245 250V251H244ZM8 251V252H7ZM24 251V252H23ZM54 251V252H53ZM251 252V254H250V252ZM252 251L254 252V255H255V257H254V255L252 254ZM102 252V251H101ZM108 252V253H107ZM115 252V253H116ZM183 252V253H182ZM233 252V254L235 255V256H237L238 257V259L240 260V257H245V258H247V259H245V258H241V260L239 261L238 259H237V257H235V256H232L233 254H231V253ZM239 252V253H238ZM244 252V253H243ZM256 252V253H255ZM112 253V252H111ZM182 253V254H181ZM194 253V252H193ZM237 253V254H236ZM245 255H243V254ZM247 253V254H246ZM31 254V255H30ZM34 254V255H33ZM113 254H114V251H113ZM157 254V255H156ZM183 254H184V256H183ZM240 254V255H239ZM249 254H250V256L251 257H249ZM96 255V254H95ZM168 255V256H167ZM241 255H243V256H241ZM257 255V256H256ZM34 256H35V258H34ZM180 256V257H179ZM194 256H195V254L194 255H192V253H191V258H194ZM168 257V258H167ZM171 257H173V260H175L174 261V263L172 262V261H170L171 260ZM178 259H177V258ZM228 257V258H227ZM232 257V258H231ZM236 259H234V258ZM253 257H254V259L256 260V261H254L253 260ZM258 257V258H257ZM169 258H170V260H169ZM178 260H176V259ZM179 258H181V259H179ZM249 258H250V260H249ZM259 259V260H258ZM179 260L181 261V262H179ZM194 260V259H193ZM230 260H232L231 262H230ZM246 260H247V262H246ZM158 261V262H157ZM235 262V263H234ZM261 262H260V264H261ZM262 264H264V263H262Z\"/></svg>",
  "mask_w": 264,
  "mask_h": 264
},
{
  "label": "clouds",
  "instance_id": "obj_3",
  "mask_svg": "<svg viewBox=\"0 0 264 264\" xmlns=\"http://www.w3.org/2000/svg\"><path fill=\"white\" fill-rule=\"evenodd\" d=\"M183 242L188 245L189 253H195V260L186 254L181 264H218L217 258L223 255L220 241L209 230L186 236Z\"/></svg>",
  "mask_w": 264,
  "mask_h": 264
},
{
  "label": "crops",
  "instance_id": "obj_4",
  "mask_svg": "<svg viewBox=\"0 0 264 264\" xmlns=\"http://www.w3.org/2000/svg\"><path fill=\"white\" fill-rule=\"evenodd\" d=\"M226 152L225 149H219L217 152H212L210 154V158L212 160H215L217 157H219L220 159H225L226 157L224 156V153ZM211 164L209 162V159L207 157L202 158L199 162H198V170L199 171H207L210 168ZM152 264H156L155 262Z\"/></svg>",
  "mask_w": 264,
  "mask_h": 264
}]
</instances>
